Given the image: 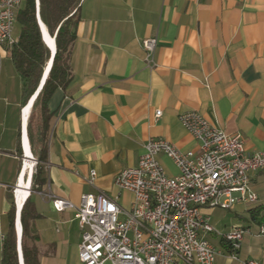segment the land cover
Returning a JSON list of instances; mask_svg holds the SVG:
<instances>
[{
  "label": "crops",
  "instance_id": "obj_1",
  "mask_svg": "<svg viewBox=\"0 0 264 264\" xmlns=\"http://www.w3.org/2000/svg\"><path fill=\"white\" fill-rule=\"evenodd\" d=\"M79 14L70 81L49 101L47 184L32 195L41 264H81L75 209L57 211L53 199L79 205L83 194L101 190L129 209L133 193L119 189L115 177L138 165L149 138L199 151L182 113L197 111L229 134L241 132L248 151L264 150V0H83ZM149 37L159 44L148 61L143 40ZM10 48L0 46V264L12 198L21 186L30 196L35 163L32 100L22 104L23 80ZM158 159L168 175L179 173L168 156ZM251 184L257 201L240 204L250 213L242 226L252 232L238 259L220 247L214 264H264V236L251 225L264 223V170L251 175Z\"/></svg>",
  "mask_w": 264,
  "mask_h": 264
},
{
  "label": "built area",
  "instance_id": "obj_2",
  "mask_svg": "<svg viewBox=\"0 0 264 264\" xmlns=\"http://www.w3.org/2000/svg\"><path fill=\"white\" fill-rule=\"evenodd\" d=\"M22 3L0 0V46L14 43ZM158 44L157 37L143 40L148 61ZM161 115L158 110L156 117ZM180 121L199 141V151H182L164 138H149L138 165L115 177L119 189L133 193L129 209L101 190L83 194L79 205L53 199L57 211L75 209L82 231L81 264H214L223 252L209 239L212 234L224 241L231 258L238 259L236 252L251 226L221 231L213 225L210 210L257 201L251 175L264 170V150L248 151L241 132L229 134L197 111L182 113ZM160 154L175 163L177 175L167 174ZM96 177L92 171L89 183L94 185ZM257 234L264 236V223ZM246 264L260 262L250 259Z\"/></svg>",
  "mask_w": 264,
  "mask_h": 264
},
{
  "label": "trees",
  "instance_id": "obj_3",
  "mask_svg": "<svg viewBox=\"0 0 264 264\" xmlns=\"http://www.w3.org/2000/svg\"><path fill=\"white\" fill-rule=\"evenodd\" d=\"M82 2L83 0H23L17 12L16 22L20 24L21 31L18 39L11 45L10 54L23 80L22 104L24 106L37 92L52 57L51 51L43 40L39 18L49 34L55 38L56 43V54L51 70L34 100L28 118V135L35 163L30 186L31 194L25 201L20 216L24 264H41L38 235L31 226L32 220L38 216L32 195L34 192L42 191L47 184L48 144L53 119L49 101L59 87H65L70 81L71 49L77 39ZM18 152L23 154L21 141ZM16 215V201L12 198L1 264H20ZM257 216L252 214L254 220ZM220 244L228 248L223 240Z\"/></svg>",
  "mask_w": 264,
  "mask_h": 264
},
{
  "label": "rangeland",
  "instance_id": "obj_4",
  "mask_svg": "<svg viewBox=\"0 0 264 264\" xmlns=\"http://www.w3.org/2000/svg\"><path fill=\"white\" fill-rule=\"evenodd\" d=\"M21 27L18 22L15 23L13 29V37H17L20 34ZM16 200V199H15ZM212 215V223L219 230H230L233 226L245 225L247 224V218H249L250 213L247 211L246 206L237 204L230 210H224L221 208H215L210 210ZM254 229L258 228V224L251 223ZM209 239L218 247H222L220 244V236L214 234L212 237L209 236ZM236 256L239 258V253L236 252ZM238 261V260H237Z\"/></svg>",
  "mask_w": 264,
  "mask_h": 264
},
{
  "label": "bare ground",
  "instance_id": "obj_5",
  "mask_svg": "<svg viewBox=\"0 0 264 264\" xmlns=\"http://www.w3.org/2000/svg\"><path fill=\"white\" fill-rule=\"evenodd\" d=\"M42 28H43L44 36H45V39H46L47 43H49L54 48V38L49 34V32L46 29V27L44 26V24L42 25ZM31 100L32 101L30 102V104L27 107V111L32 107V104L34 102V98H32ZM26 148H27V151H28L29 155L31 156V152L29 151L27 140H26ZM26 185H28V184H26ZM29 193H30L29 190L27 188H25L24 186H21V187H19L17 189L16 199H17L18 210H20V211L22 210L24 202L27 200V198L29 196ZM17 225H18L19 235L21 237V235H22V227H21V220L19 218H18V221H17ZM20 257H21V263L24 264V258H23L22 249H20Z\"/></svg>",
  "mask_w": 264,
  "mask_h": 264
},
{
  "label": "water",
  "instance_id": "obj_6",
  "mask_svg": "<svg viewBox=\"0 0 264 264\" xmlns=\"http://www.w3.org/2000/svg\"><path fill=\"white\" fill-rule=\"evenodd\" d=\"M39 23H40V26H41V31H42L43 40H44L45 44L47 45V47L49 48V50L51 51V56H52V57H51V60H50V62H49V64H48V66H47V68H46L44 74H43V77H42V80H41V84H40V86H39L37 92L35 93V95L32 97V98H34V100H35V98L37 97V95L39 94L41 88L43 87V85H44V83H45V81H46V78H47V76H48V74H49V72H50V70H51L52 64H53L54 56H55V54H56V43H55V38H54V48H53L49 43H47V41H46V39H45L44 32H43V28H42V25H43V24H42V21L40 20V18H39ZM32 98H31V99H32ZM32 160H34V158H32ZM30 191H31V190H30ZM16 206H17V215H16V232H17V237H18V250H19V257H20V249H22V247H21L22 245H21V237H20V235H19V231H18L17 221H18V218L20 219L21 211L18 210L17 202H16ZM20 264H22V263H21V257H20Z\"/></svg>",
  "mask_w": 264,
  "mask_h": 264
}]
</instances>
